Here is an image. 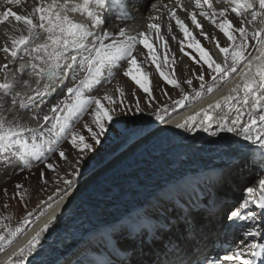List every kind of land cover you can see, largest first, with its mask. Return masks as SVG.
Listing matches in <instances>:
<instances>
[{
  "label": "bare ground",
  "instance_id": "1",
  "mask_svg": "<svg viewBox=\"0 0 264 264\" xmlns=\"http://www.w3.org/2000/svg\"><path fill=\"white\" fill-rule=\"evenodd\" d=\"M152 1L154 0H123L125 7L121 8L114 6V0H107V6L102 12L104 24L101 25L100 29H94V31H96L97 34L104 31L111 33L112 35L106 43H111L112 40H120L121 37L119 36V30L121 28L125 29L129 35H136L139 31H147L149 42L153 44L154 50L157 53V63L161 64L160 70L164 71L169 76L170 74L178 73V79L185 81L186 72L184 65L181 60V63L179 61L183 53L181 52L180 41L183 40L185 46L188 44V40L185 39L183 33L179 31L174 20L169 19V11L165 10L168 6L157 5L160 11L152 12L149 3ZM165 1L166 0L163 2L164 4L166 3ZM170 1L174 2V0ZM185 1L186 3L183 4V8L187 9V12L178 8L181 13L183 12L187 15L191 9H195L200 13L201 9L196 8L194 0ZM77 2H79V0H77ZM35 3L36 0L32 4H30V0H20L19 4L5 5L4 0H0V13L5 11L7 7H11L13 11L18 12L21 15H27L32 10ZM212 3L217 11L221 9L215 1H212ZM174 6L177 8L176 2ZM69 15L76 19L80 17L76 13H69ZM160 15H163V18L167 19L164 20L163 18H160ZM151 16L159 17L155 23H158L161 26V37L163 39L162 48H159L157 42L153 39L151 35L152 31H148L147 29V25L150 21L149 17ZM201 18L203 19V22H206L204 30L207 32V38L201 35L199 31H196L195 37L215 60L222 61L223 54L219 52L216 46V40L220 31L215 26L214 28L217 33L213 30V27L211 28L213 24L210 19L204 16H201ZM214 18L219 22L221 17L217 16ZM227 18L232 20L236 27H240V19L234 14L229 12ZM186 19L189 23L190 17L188 15ZM169 24L172 26L171 31L168 29ZM189 26L193 28V25L190 23ZM246 26L250 31L260 27L258 24ZM17 29H20V31H17ZM21 34H27L26 31H24V25L22 23L18 24L14 19H12L11 23H0V47L5 43L10 45L11 36H19ZM234 35L239 36L238 33H234ZM158 49L162 50L159 51ZM145 51L147 53V49H144L141 45L137 46L134 50V55L138 58V66L148 75L151 95L145 93L135 85L134 82L123 75L127 65H123V61H119L118 63L120 66L113 68V72L116 73L118 79V84L115 83V85L111 87V84H109L108 81L112 80L110 78H113L115 74L108 77L107 69H105L106 79H102L100 85H93L91 89L85 90L84 96L102 97L105 94L110 95L117 101L114 105L104 101L108 104L107 107H113L115 111L120 108V112L124 113L128 112L129 109H134L137 105L142 104L141 99L150 97L163 98L164 96L171 97L173 92L169 89H165V86L170 85L160 77L155 64L151 62V58L143 53ZM71 54L79 57L84 53L72 52ZM253 54L256 53L254 52ZM3 57L2 52H0V61H2V63ZM165 58H167V63H165ZM8 64L9 66L11 65L10 63ZM0 66H2V64H0ZM203 68L206 71V66ZM188 69L190 70V67ZM198 74L199 73L192 76V81L197 80ZM71 75L72 72L69 71L67 77H59L55 82H52L51 88L47 94L36 96L32 101H28L27 96L34 93L33 89L27 93L26 91L30 86H25V100L26 104L30 107L12 105L14 106V112L17 111L16 109L26 111L30 121L36 124L37 120L33 118L34 115L40 114V117H42V113H47V115L50 116L51 112L49 110L52 105L57 104V102L61 100L66 101V105H61L58 111L53 113L54 122H56L53 127L55 135L50 136L48 139L39 138V140L37 139V141H39L38 143H51L56 140L59 136V127L64 124L66 120L71 123L72 130L76 132L78 130L82 131V129L85 128L84 125L86 123L92 128L94 126L93 120H90L91 117H89V114L95 107L93 106L94 104L79 115L68 113L67 108L77 99L76 94L65 95L66 87H71L77 83L73 82L74 84L69 85V82L72 80ZM81 75L83 77V74ZM15 77L17 78L16 85L18 87L21 86L25 81L23 74H17ZM2 78H4V81V72H0V82L2 81ZM119 79L124 80L121 83ZM205 79L207 78L205 77ZM29 80L30 79L28 78V81ZM236 81H239L238 76L234 77L230 83L223 84L218 91H214L211 94L205 93L200 98L196 97L193 101L177 108L172 111V113L167 114L165 119L168 120L170 118L171 123H161L158 121L156 124L147 128V131L141 132L132 138L129 137L130 139L126 144L124 143V145H121L108 156L110 157L117 153L108 163L99 167V170L96 168L102 162L97 163V165H95L86 175L74 181L71 189L66 188L64 192L68 191L69 195L63 196L64 192H62L56 197L57 199L35 214L28 222V228L21 237H16L10 247L2 248L4 250L0 251V264H2L7 256L25 245L30 238L36 235V233L41 232V229L44 228V225L48 223L53 216H55L56 219L49 225L47 231L41 232L33 251L24 258V264H35L38 263V260L41 259L42 256L46 257L48 251L55 249L54 246H56L62 238H65L73 227L78 228L81 225L86 224L88 220H99L101 213V211L99 213V209L108 204L106 203L105 198H107V195L113 190L112 185L115 183L119 184V179H123L122 176L127 173V169L123 168L128 167L130 162L127 161V164H124L122 167L120 166L119 169L112 172L113 174L119 173V175L121 174L120 176L118 174L117 176L116 174H112L111 177L114 176L113 178L105 179L103 182H96L92 186L94 178L100 171L117 163L125 156L142 147L144 144L148 145L146 148L147 150L145 149L147 151L145 153H148V156L154 154L155 149L159 148L161 149L160 154L167 153L171 162L173 159H177L179 162L181 157H183L182 155L184 152L182 151V147L177 143H182V145L185 146V153L192 154L196 159L200 157L209 158L211 152L197 154L200 150H192L191 148V145H194V140H198L201 137H204L203 139L211 138L209 133L204 132L202 129L188 132L176 128L175 125L183 122L187 116L193 115L199 110L207 108L210 103H213L221 96L227 95ZM45 82L46 81L44 80L41 81L38 87L42 89ZM117 89H122L124 95L121 96ZM189 94L192 95V93ZM10 95L5 96L3 93H0V115L4 114L8 106L11 105ZM127 102L129 106L126 107L125 103ZM7 103L8 105L5 106ZM35 104H41V106L38 109H35ZM46 110L47 112H45ZM12 113L6 114L5 117L10 121L17 120L28 126V120L24 116H18L19 111L15 113L16 115ZM213 115H215V113H213ZM215 127L216 125L213 124V128L210 129V131L215 130ZM166 131L169 132L167 133ZM181 131L188 135H192L193 137L191 138L188 135V137L180 136L179 132ZM148 132L155 133V135L149 136ZM162 133L164 134L159 136ZM227 134L222 132L215 138H212L220 140L223 135ZM36 135L37 133L35 136ZM82 135L87 138L86 133ZM232 136L235 137L234 134H232ZM26 137H33V134H27ZM173 137L176 138L175 140L178 139L179 142L173 141ZM155 138L156 140H154ZM235 138L243 141L240 137ZM67 142H69L68 137H66L62 143ZM171 145L175 148H169V150L165 149ZM122 147L125 148L123 151H121V149H123ZM172 149L174 150L172 151ZM249 149H252L253 151L248 152V154L240 160L231 163L228 167L221 169L219 172L205 176L200 180L186 182L172 192H169L167 195L158 196L146 208H144L137 218L132 220V222L124 221L118 223V225L113 228L103 231L92 240L85 242L81 248L77 249L76 253L67 257L59 264H73L77 260L89 261L88 264H163L162 257H165L166 259H170L171 257L174 259L177 257V260H181L188 255L194 256L196 254V249L200 247H202V249L206 248L209 243L213 241V237L219 236L221 233H224L227 236H237L241 242V247L247 248L249 242L256 239L257 235L253 238L248 237L246 233L248 231L256 233L264 231V214L261 213L259 208L252 204L249 205V209H241V212L245 213L249 210L254 211L256 213V219L254 221H232L223 217V214L228 211V215H230V210H235L236 207L243 203L244 199H259L260 197L258 179L264 178V166L257 163L255 159L259 149H256L255 146L251 144ZM212 150L214 151L215 149L213 148ZM201 151H203V149ZM204 151H206V149ZM180 153H182V155H180ZM139 154L140 152L137 155ZM247 161H252V163L249 164ZM249 187L256 188V192L252 194L248 193L247 188ZM239 189L242 191H239ZM237 192L243 194L242 199L239 200ZM62 196L63 198H61ZM101 200H104V202ZM126 203L127 202L123 203L117 210L119 211L121 207L126 205ZM92 222L94 223L95 221ZM88 224L91 225L92 223L89 222ZM88 224L83 233L84 236H87V233L91 231L92 226L88 227ZM240 224H242L241 227H239ZM125 229L126 231H123ZM113 232L119 234V238L122 242H126V250L116 248V240L113 238Z\"/></svg>",
  "mask_w": 264,
  "mask_h": 264
},
{
  "label": "snow or ice",
  "instance_id": "2",
  "mask_svg": "<svg viewBox=\"0 0 264 264\" xmlns=\"http://www.w3.org/2000/svg\"><path fill=\"white\" fill-rule=\"evenodd\" d=\"M20 0H4L5 5L19 4ZM196 8L201 9L199 15L211 20V23L219 29V31L231 43L226 47H222L217 43V48L223 54V60H215L208 51L201 45L200 41L196 39L193 33L189 30L186 24L177 15L176 9H169V19L174 20L179 31L183 33L185 39L188 40L187 47L195 49L199 53V63L202 61L201 67L206 66L212 75V85L206 87L203 83L205 76L201 72L197 75V79L202 81L200 89L195 92V96L200 98L203 96L205 89L208 94L218 91L223 84L230 83L234 77H239V81L229 90L227 95L221 96L219 99L210 103L207 108L201 109L193 115L187 116L183 122L175 125L178 129H184L188 132H194L197 129H202L209 135L216 137L220 133H231L235 137H240L243 141L249 142L251 145L259 149L256 154V162L264 166V0H225L229 7L217 11L213 7L212 0H194ZM107 6V0H36L32 10L27 15H21L13 11L11 7H7L5 11L0 13V23H11L12 19L18 24L24 25L25 34L10 37V45L5 43L0 47V52L5 54V58L11 57L13 61L17 58L24 60V57H30L29 63H20L17 69L20 73H25L37 78V85L41 80L46 81L42 89L37 87L33 89L35 96H43L47 94L51 88L52 82H55L59 77H67L68 72L71 71V79L77 81V77L83 74V77L71 87H66L65 95L76 94V101L67 108L68 113H75L77 115L86 111L93 104L91 115L93 117V124L95 130L87 123L84 125L87 132L90 134L92 143L86 142L84 135L78 134L72 130L71 123L67 120L59 127V136L52 141L46 149V152L51 153L56 150V145L61 139L68 137L69 145L74 149L79 150L82 155L76 161V172H74L73 179H65L64 183L69 189L72 188L75 176L79 175L80 165L85 163V157L91 159L89 153L95 151V146L101 144V137L110 131L109 125L113 127L122 123L116 120L113 124V107H106L102 101H107L110 104H115L114 97L110 95H103L102 97H85L84 91L91 89L93 85H100L102 79L105 77V69H107V76L111 77L115 73L113 68L119 67V61H126L127 68L123 75L129 78L135 85L142 89L145 93L151 95L150 81L148 75L141 70L137 64V56L134 55V50L137 44L147 49V56L151 58V62L155 64L159 71L160 77L167 84L178 87V81L171 78L161 69V64L157 63V53L154 46L149 42L148 32H140L138 35H129L125 29L119 30L120 40H112L111 43H106L109 40L111 33L104 31L97 34L94 29H100L104 24L102 12ZM114 6L124 8L123 0H114ZM177 8L187 12L183 8L181 0H176ZM155 7V5H153ZM210 10V11H209ZM79 12L88 18V23L75 22L70 18L69 13ZM231 12L238 19H240V27H236L232 20L227 18L228 13ZM191 24L195 25L197 29L202 28V25L197 19L196 12L188 13ZM221 17L219 22L214 17ZM159 19L157 16L149 17L150 22L147 25L148 31H154L159 34L161 26L155 21ZM260 25L249 33L246 25ZM171 24L168 25L171 31ZM20 31V29H17ZM41 31L45 34V39L41 43H35L40 39ZM234 33H238L237 39ZM207 38L206 33H201ZM175 38V37H174ZM254 41V46L250 43ZM181 52H185L184 41H180ZM251 49V51H250ZM23 52V55L20 53ZM72 52L84 53L79 57L72 55ZM255 52L256 54H253ZM185 54H188L185 52ZM194 60L195 57H192ZM165 58V63H167ZM9 64L5 63L0 66V72L5 73V80L0 82V93L7 96L13 91V86L10 84L7 77V70ZM28 85V81L23 82ZM186 83L191 86L192 80H187ZM121 96L124 95L122 89H117ZM35 96L28 95L27 100L32 101ZM189 100V96L185 94L183 98L176 103L184 106V102ZM122 103V101H121ZM11 104L20 107H30L25 103V94L15 92L11 96ZM61 105H66L65 100L58 101L50 108L51 113H56ZM226 109V110H225ZM129 112L132 109L128 110ZM136 112H141L142 109L137 105ZM215 113V115H213ZM222 113V115H221ZM199 117V119H198ZM246 117V119H245ZM34 119L42 121L38 123L36 128L29 127L17 120H9L7 117L0 115V153H7L15 150L16 153L21 154L22 158L28 160L27 167H31L32 159L26 153L28 152L27 134H35L38 130H42L48 123L51 116L45 114L42 117L34 115ZM155 120L161 123H171V119H165V116L160 114L158 110L155 113ZM216 125L215 130L210 131ZM98 130V131H97ZM51 131V130H50ZM147 131V127H140L135 133ZM148 135H155V133L148 132ZM240 149H244V145H238ZM248 152L253 151L248 149ZM43 152L32 151V157L35 160H41ZM60 158H66L63 150L59 151ZM251 164L252 161H247ZM47 169H53L52 163L45 165ZM43 179L44 173H40ZM258 188L260 191L259 199H244L235 210H230V215L226 219L232 221L255 220L256 213L249 210L245 213L241 209H249V205H255L264 214V178L258 179ZM15 197L23 199V185H16ZM256 188H247L248 193L256 192ZM69 195L68 191L63 193V196ZM63 196L61 198H63ZM10 217H0V241L5 242V247H10L15 238L24 231L23 227H16L14 230L5 223ZM56 219L51 217L48 223L44 225L41 232L47 231L49 225ZM198 222V221H197ZM25 223L27 220L25 219ZM123 231H126L123 230ZM41 232L36 233L30 238L25 245L18 248L11 255L7 256L3 264H24V258L30 254L36 243L39 240ZM7 233V235H5ZM122 234V233H121ZM248 237H255L256 232L248 231ZM113 238L116 240V248L126 250V242H122L119 234L113 232ZM4 249H0L3 251ZM258 250V251H257ZM250 255L252 258H246ZM264 256V243L253 242L247 245V251L244 247H238L232 254H226L223 257L214 259L205 258L203 264H256V257ZM264 264V261H262Z\"/></svg>",
  "mask_w": 264,
  "mask_h": 264
},
{
  "label": "rangeland",
  "instance_id": "3",
  "mask_svg": "<svg viewBox=\"0 0 264 264\" xmlns=\"http://www.w3.org/2000/svg\"><path fill=\"white\" fill-rule=\"evenodd\" d=\"M34 1L35 0H30V4L34 3ZM175 2L176 0H174V2H171L170 0H166V6H168L169 9H176L177 15L180 17V19L183 20L189 26V23L191 24V22L189 20L188 23V20L186 19L188 14L185 15L182 12L184 14L183 15L181 11H179L178 8L174 6ZM181 3L183 5L186 3V1L181 0ZM169 9L167 8L165 10L169 11ZM190 12L197 13V19L199 23L202 25V28L196 29L194 28L195 25H193V28L189 26V30L193 33L194 36H196V31L207 34V32L204 30L206 22L205 21L203 22V19L199 15V12H197V10L195 9H191L189 13ZM160 18H163V15H160ZM163 19L165 20L167 18H163ZM221 19L223 18H220L219 20ZM212 27L213 30L217 33V31L214 28V25H212L211 28ZM139 32H144V31H139ZM138 33H136V35H138ZM151 35L153 39L157 42L158 47L162 48L163 39L161 37V29L159 34L152 31ZM234 36H236L237 39L239 37L238 35H234ZM216 42L219 43V45L222 47H226L228 46V44L231 43L221 32L218 33ZM250 43L254 46L255 42L250 41ZM137 46H140V44H137ZM184 48H186L185 52L188 54H185V52H183L179 61L181 60L182 64L184 65V69L186 72L185 81L178 79V73L170 74L171 78L176 79L179 84L178 87H174L172 85L165 86V89H169L171 92H173L171 97L164 96L165 98L150 97V98L141 99L142 104L139 105V108L142 109L141 112L135 111L137 106L134 109H132L131 112L129 111L126 113L120 112L121 110L120 108L117 109V111H114L113 124L116 120H120L122 121V123L116 125L115 127H113L112 124L109 125L110 131L106 133L103 137H101V144L95 146V151L93 153H89L91 159L89 160L87 156L84 158L85 163L80 165L79 175L75 176L74 181L86 175L90 170L93 169L95 165H97V163H99V161H101L103 158L108 156L113 150L119 148L124 142H126L133 136L137 135V134L130 135L129 133L137 132V129L140 127L149 128L152 125L156 124L158 121L155 120V113L158 110L160 111V114L166 116L167 114H170L172 113V111L181 107V105L177 104L176 102L181 100L185 94H187L190 97L189 100L184 102V105L193 101L194 98L196 99L195 92L200 89V84L202 83V81H200L199 79L194 80L192 81L191 86H189L186 83L187 80H192V76H194V74L203 72L205 77L207 78L203 81V83H205L206 87L212 85V78H211L212 74L208 70L205 71L204 68L201 67L203 63L202 61H200L199 63L196 62L197 60H199V53H197L195 49H189L187 47V44L184 46ZM143 53L147 55L146 51ZM2 54L4 56L3 63L2 61H0V64L3 65L7 63L9 57L5 58V54L3 52ZM192 57H195L196 59L194 60ZM123 65H127V62L123 61ZM189 67L190 70L188 69ZM81 78L82 75L77 77V81H79ZM3 79L4 78H2L1 82H3ZM110 79L112 80L108 81V83L111 84V87H113L115 83L118 82L116 73L115 76H113V78ZM123 80L124 79H119L121 83ZM77 81L71 80L69 82V85L74 84ZM189 93H192V95ZM205 93H207L206 89L204 94ZM102 102L106 105V107L108 106L106 102L104 101ZM7 105L8 103L5 104V106ZM125 106L126 107L129 106L128 102L125 103ZM10 108L11 107L8 106L7 109L9 110ZM16 110L17 111L15 112L13 111L14 114L19 111L18 109ZM47 110L45 112H47ZM45 114L47 113H42L41 115H45ZM50 114L52 119L48 121V123L43 127L42 130H38L35 139L33 137H29V138L26 137L29 142L28 144L29 150L26 153V155L32 159L31 167H27L28 160L22 158L21 154L16 153L14 149L7 153H0V217L3 216L10 217V219L6 220L5 223L9 224V226L13 230L16 227L25 228V226L28 224L30 219L34 217L35 214H37L41 209H43L52 201H54L57 196H59L62 192H64L66 188H68V186L65 185L64 180L73 179L72 174L76 172V161L82 155V153L79 150L71 147L69 145V142L62 143L66 137L60 140L59 144L55 146L56 150L51 153L46 152V149L50 143H38L39 141H37V139L39 140V138L48 139L50 138V136L55 135L53 127L56 122H54V114L53 113ZM89 117H91V119L89 118L90 120H93L91 113L89 114ZM93 129L95 130V126H93ZM80 131L81 130H78L77 133L79 132L78 134L80 135L86 133L87 134L86 142L92 143L90 134L87 132V130L84 128L82 129L81 132ZM179 133H180L179 135L183 137H188V136H190L191 138L193 137L192 135H188L182 131ZM212 137L213 136L207 139H203L204 137H201L198 140H194L193 144L195 145V147L194 145L193 146L191 145L192 150L193 149L200 150L197 154L211 152L209 154L210 155L209 158L208 157L206 158L207 161L200 160L203 159L201 157L196 159L195 157H193L192 154L185 153L184 150L185 146H183L182 143L181 144L177 143L182 147V151L184 153L182 152L183 157H181L180 161L177 162V165L174 166L176 167L175 169L165 170L172 173V175L168 177L167 175H165L166 176L165 179L153 183L152 186H150L144 193L138 195V197L134 201H131L129 204H126L123 207H121L119 211L117 210L116 212H114V209L112 210V207L106 208L107 204L104 205L102 208L99 209V213L101 211L99 221L95 219L88 220L86 224L81 225L78 228L73 227L70 233L65 238H62L60 242L56 244V246H54L55 249H53L52 251L49 250L50 252L48 251L47 256L46 257L42 256L41 259L38 260V263L35 264H59L67 257L76 253L77 249L81 248V246L85 242H87L88 240H92L94 237L101 234L103 231L113 228L114 226L118 225V223L124 221L132 222V220L136 219L139 213L158 196L167 195L169 192H172L173 190L185 184L186 182L200 180L205 176L215 174L219 172L221 169L228 167L231 163L240 160L242 157L248 154L247 150L249 149L250 144L233 137L232 134L230 133H228L227 135H223L222 138H220V140L214 139L215 137L214 138ZM175 139L176 138L173 137V141L179 142L178 139L177 140ZM238 145H244V149L243 150L240 149ZM213 148L215 149L214 151L212 150ZM33 149L36 152L44 153L41 160H35L32 157ZM202 149L203 151H201ZM205 149L206 151H204ZM60 150H63L65 152L66 158L59 157ZM183 162H186L187 165H184L185 163ZM47 163H52L54 165L53 169H47L45 167ZM179 164L182 165L180 168L177 167ZM41 172L44 173L43 179L41 178L40 175ZM17 184L23 185V189H21L23 193L22 200L18 196L14 198V194L17 191L16 189ZM239 191L242 190L239 189ZM109 194L111 195L108 197ZM109 194L107 195L108 202L112 201L113 199L112 195H114L113 193H109ZM237 195L239 196V200L242 199L243 196L242 193L240 194V192L239 193L237 192ZM227 215H228V211H226L223 214V217L226 218ZM25 219L27 220V223H25ZM92 221L95 222L93 223ZM89 222L92 224L91 225L88 224ZM87 224L88 227L91 226L92 227H91V231L87 233V236H84L83 233L87 228L86 227ZM5 235H7V233H5ZM3 247H5V242L0 241V249H2ZM88 262L89 261L86 260H77L73 264H88Z\"/></svg>",
  "mask_w": 264,
  "mask_h": 264
},
{
  "label": "water",
  "instance_id": "4",
  "mask_svg": "<svg viewBox=\"0 0 264 264\" xmlns=\"http://www.w3.org/2000/svg\"><path fill=\"white\" fill-rule=\"evenodd\" d=\"M166 132L168 133L169 131H166ZM163 134L164 133L160 134L159 136H161ZM156 138L154 140H156ZM126 142H124V143L126 144ZM124 143L122 145H124ZM147 147H148V145L144 144L142 147H140L136 151L130 153L129 155L125 156L123 159H121L117 163H114V164L106 167L102 171H100L98 173V175L94 178V180H93L94 182L92 183V186L96 182H99V181L103 182L105 179L113 178L114 176L111 177V175L113 174L112 172L119 169L120 166L122 167V166H124V164H127L128 162H130V165H128V167L123 168V169H127V173H125L124 176H122L123 179H121V178L119 179V181H120L119 184L115 183L114 185H112L113 190L111 191V193L113 192V194H114V195H112V197H113L112 201L108 202V199L105 198L106 203H108L106 208L112 207V210L114 209V212H116L117 209L123 203H125V202L130 203L131 201H134L138 197L139 194H142L143 192H145L153 183H156L158 181H162L163 179H165L166 178L165 175H167V177L172 175V173L165 171V170L175 169L176 167H174V166L177 165L178 160L175 159L176 160L175 161L173 159V161L171 162L167 153L166 154H164V153L160 154L161 149H159V148L155 149L154 154H151V156H148V153H145V152H147L146 151ZM169 148H175V147L173 145H171L165 149L169 150ZM124 149L125 148L121 149V151H123ZM173 150L174 149H172V151ZM139 152H140V154L137 155ZM175 152H177V151H175ZM116 154H114L113 156L111 155L110 157H108L109 156L108 155V156H106L107 158L106 157L103 158L102 159L103 161H99L102 163L96 169L99 170V167H102L103 165L108 163L110 161V159H112ZM180 155H182V153H180ZM141 156H143V157H141ZM202 158L203 159H200V160L207 161V159H206L207 157H202ZM183 163H185L184 165H187L186 162H183ZM181 166L182 165L179 164L177 167L180 168ZM121 170H119V171H121ZM115 174H116V176H117V174L119 175V173H114L113 175H115ZM110 195L111 194H109L108 197ZM55 199H57V198H55ZM101 201L104 202V200H101ZM27 228H28V225L24 228V231L17 236V238H19V236L21 237V235L26 231Z\"/></svg>",
  "mask_w": 264,
  "mask_h": 264
}]
</instances>
